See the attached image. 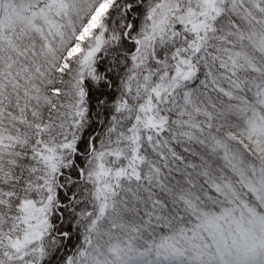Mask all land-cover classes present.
Masks as SVG:
<instances>
[{
  "label": "snow or ice",
  "instance_id": "obj_1",
  "mask_svg": "<svg viewBox=\"0 0 264 264\" xmlns=\"http://www.w3.org/2000/svg\"><path fill=\"white\" fill-rule=\"evenodd\" d=\"M0 264H264V0H0Z\"/></svg>",
  "mask_w": 264,
  "mask_h": 264
}]
</instances>
